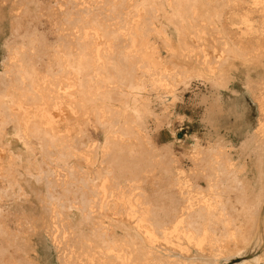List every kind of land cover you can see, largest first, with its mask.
<instances>
[{
    "label": "rangeland",
    "instance_id": "rangeland-1",
    "mask_svg": "<svg viewBox=\"0 0 264 264\" xmlns=\"http://www.w3.org/2000/svg\"><path fill=\"white\" fill-rule=\"evenodd\" d=\"M124 1L126 5L120 13ZM74 8L121 21L126 27L132 26L137 13L145 16L152 12L149 24L146 20L142 24L148 27L143 45H149L143 55L153 74L147 68L137 69L139 86L127 88L126 102L121 95L110 97L102 93L104 81L97 75L98 65H87L88 70L77 65V52L85 43L78 38L77 26L85 24L84 30L95 27L101 33L102 29L92 21L75 18L77 14L70 16ZM246 11L241 0H0V264H19L24 259L33 264H65L72 259L73 241L63 232L56 241L48 230L52 218L57 220V212L63 216L65 211L63 220L71 229L82 227L80 230L86 234L93 233L92 225L82 224L76 212L72 191L75 168L85 172L88 184L102 185L106 179L113 186L107 190V194L111 193L108 199L116 198L112 194L115 190L126 200L134 195L150 200V207L163 210L162 218L174 215L179 207L176 182L184 175L210 201L217 195L224 200L231 196L232 192L225 190V176H231L232 171L239 181L247 179L251 191L257 190L255 151L264 140V113L256 97L264 96V65H244L240 50H230L244 40L242 17ZM254 14L252 19L258 27L261 19ZM104 39L100 37L99 41L105 43ZM32 47L33 60L25 64L30 66L31 75L23 76L11 57ZM232 61L234 65L230 64ZM46 78H57L58 87L64 81L72 85L68 94L58 96L60 108L51 107L50 111L55 114V133L79 141L81 149L91 155L84 164L73 155L64 157L63 146H57L55 141L50 148L39 134L31 132L25 138L20 126L23 117L13 115L18 103L22 106L25 101L29 104L21 109L30 112L32 120L39 117L35 112L46 104L39 99L24 100L20 93L24 87L37 86ZM88 82L101 96L86 93ZM136 98L147 108L141 116L145 124L141 132L148 135L141 147L122 116L125 113L130 120L138 113ZM40 130L43 136L53 138V133ZM132 147L137 149L133 157L142 158L140 154L144 153L148 164L142 171L137 164H126ZM118 156L122 164L116 161ZM210 160L214 162L210 164ZM212 164L226 172L218 188H210L206 179L209 173L216 174L215 170L211 173ZM52 177L60 184L49 195ZM67 193H72V201ZM133 214L131 221L136 232L140 226L144 229L145 216L137 208ZM169 223L166 232L173 231L169 238L160 227L155 229L151 244H145L138 233L130 232L137 241L134 247L145 248L146 255L148 247H153L166 264H264V204L256 234L247 239L246 253L228 260L223 255L224 258L193 256L196 253L191 249L192 256L177 253L179 244L187 241ZM117 232L121 234L119 228ZM176 232L180 234L176 236Z\"/></svg>",
    "mask_w": 264,
    "mask_h": 264
},
{
    "label": "bare ground",
    "instance_id": "bare-ground-1",
    "mask_svg": "<svg viewBox=\"0 0 264 264\" xmlns=\"http://www.w3.org/2000/svg\"><path fill=\"white\" fill-rule=\"evenodd\" d=\"M241 2L242 7L247 10L242 17L245 26L244 40L236 42L235 47L230 50L231 52L233 49L240 50V57L242 56L244 65H264V0H241ZM100 3L111 4L112 2ZM125 5L126 2L124 1L119 9L120 13ZM230 6L234 7L235 4L231 2ZM253 13H255V16H258V19H261L258 27H255L256 22L254 23L252 19ZM71 14H77L75 18L79 20L92 21L95 24H99L103 33L102 34L98 30L96 31L95 27H93L92 31H86L84 30V27H87L85 24L77 26L78 38L81 42H85L81 44L82 47L80 48L82 49L77 52V65H84L85 70L90 69V66L87 65H98L96 67L98 71L97 75L104 81L102 93L108 94L110 97L121 95L120 98H122L123 101L126 99L128 100L129 91L127 88L134 89L139 86L140 79L136 76L137 69L147 68L146 70L151 71V74H153L152 70L149 68L150 62L146 60L145 55H143V52L149 48V45H143L147 32L146 28L148 27H144L142 24L145 20L147 25L149 24L152 18V12H146L145 16L140 12L137 13L136 16H138V18L134 20L130 27H126L125 23H121V21L114 22L112 18L103 17L99 14L96 16L93 14L88 15L80 8H74L70 11V16ZM148 15L150 16L148 17ZM84 23L87 24V22ZM103 36L105 37L103 40L105 43L99 41V38ZM102 44H105V46L101 47ZM32 50L33 47L24 50L23 54L18 57H11V59L17 63L18 69L22 71L23 76L31 75L30 66L25 64L29 61L32 62ZM234 63L235 62L232 61L230 64L234 65ZM68 65H72V63H68ZM6 75L7 73H5L4 77H6ZM56 79L57 78H46L44 82H41L37 86L30 84V86L24 87L25 91H22L23 94L18 91V93L24 97V100L28 98L39 99L43 104H46V106L38 107L35 112L40 118L38 117L32 120L31 113L27 112L26 109H24L26 112L21 109L25 103L29 104L25 101L22 106L20 102L18 103V109L15 110L16 113H13V115L23 117L24 120L20 122V126L22 127L21 131L25 138H28L26 136H29L31 132H33L34 135L39 134V137L41 136L47 142V145L49 144L50 148L55 146V141L57 146H63L62 154L64 157L73 155V157L78 158L80 162L84 164L90 161L91 155L81 149V143H79V141H72L73 138L62 136L58 134V132L55 133V126L53 125L55 114L53 112V115L50 109L51 107L60 108L61 102L58 96L62 93L68 94L67 89L72 87L68 81H64L62 87H58V80ZM81 84L79 90L82 92ZM62 89L66 90L61 92ZM86 93L88 95L95 94L97 96L100 94L101 96V93L95 90L91 82H88ZM138 98L135 99L138 113L130 120L126 119L125 113H122V116L124 117L125 125L131 127L132 134L139 140L138 145L141 147L145 144V139L148 135L144 132V134H142L141 132V128L145 125L141 116L147 113V108L146 103H141L142 101L139 102ZM256 99L259 102L261 111L264 113V96H257ZM46 101L49 102L46 103ZM10 106H12V104L9 105V107ZM6 108V105H4L3 109ZM71 109H73V106H71ZM3 116H5V112ZM40 128L53 133V138L43 136V132ZM144 129L145 128H143V130ZM111 133L114 132H110L109 134ZM34 137L39 138L38 136ZM113 139H117V136L113 135ZM130 144H132V142ZM135 145L136 144H133V146ZM135 147L137 148V145ZM247 147L248 146H245L246 149ZM133 148L134 147L130 148V159L126 164H137L140 166L139 170L142 171L148 163L145 162L143 152L140 154L142 158L138 159L133 157L137 150ZM148 153L149 152H147V154ZM255 154L257 155V162L255 165L257 169V181H259L257 184L253 182L256 184L255 186H257L256 191H251L252 188L250 189L251 185L247 183V179L239 181L234 173L235 171H232L231 176H228L221 167H214L213 165L215 164H212L209 165L211 173L213 172L212 170H215L216 174L214 175L213 173L211 176L209 173L207 175L208 178L206 179L208 180L210 188H218L221 177L226 175L225 183L227 187L228 185L229 187H225V190L232 192L231 196L228 197L227 200H224L218 198L217 195L210 201L201 188H199L195 182H192L188 175H184L183 178L179 177L180 179L176 182L180 190L179 207L177 205V208L173 211L174 215L167 216V218L161 217L164 213L163 210L156 209V207L153 208L152 206L150 207V200H141L142 198L140 197L139 200L135 195L126 200L125 196L118 194V192H115L113 189L114 192L112 194L116 195V198L108 199L111 193L107 194V190H109V188L112 190L113 186L108 184L106 179L103 181L102 185L95 186L90 182L88 184L84 175L85 172H82L80 168H75L73 172H76L77 175L74 176L72 191H74L75 194L76 212H78L82 218L81 223L91 224L94 231L89 235L83 230H80L82 227L77 230L71 229L72 227L66 224L67 221L63 220V218H66L65 211L63 212V216L59 215L57 212L55 215L57 220L52 218V226L51 228L49 227L48 230L54 240L63 232L66 237L68 236L69 239L73 241V258L67 261L68 264H73V262L78 261L80 264H89L88 262H91V264H166V262L158 257L157 251L153 249V247L148 245V255L143 253L145 248L140 249L134 247V244L137 243L136 240H133L136 226L132 224L131 218L134 215V208H137L145 216L142 219L145 224L143 226L144 229L138 226L140 231L136 233L144 238L145 244H147V242L151 244V238L156 235L155 229L160 227H163L165 237L169 238V235L173 233V231L166 232L168 229L167 222L169 223L170 220L169 224L172 222L176 226L174 230L182 232L187 241V243L184 242L179 244V249L176 250L177 253L183 256H192V254H190V249L196 253V255L193 256H204V258L225 256L228 260L234 256L243 255L246 253L247 239L256 234V229L262 219L264 204V140L261 143V148H258ZM115 159L116 161L119 160L122 164L120 156ZM147 159L146 157V160ZM211 161L214 162V160H210V164L212 163ZM49 181L51 186L48 192L49 195H53L55 192L54 189H56V185L60 184V181H57L54 177L50 178ZM99 188H102V191H100ZM58 192L62 195L60 191ZM69 194L72 193H67L68 198L72 201V197L69 196ZM58 202L62 201L60 200ZM164 216L166 215L164 214ZM58 221H60V223H58ZM68 221L71 224L69 218ZM106 222L108 223L104 224ZM117 228L121 230V234H117ZM176 233H178L176 236L180 234L179 232ZM14 241L13 243L15 244ZM166 243L171 244L172 242L167 240ZM56 244L58 243L56 242ZM233 246L235 247L233 248ZM19 264L33 263L24 259L19 262ZM168 264L183 263H174L173 261V263L168 262ZM187 264H193V262Z\"/></svg>",
    "mask_w": 264,
    "mask_h": 264
}]
</instances>
